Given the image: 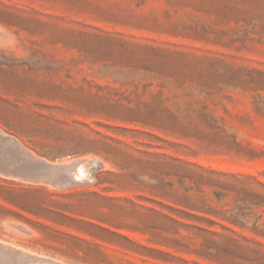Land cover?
Returning a JSON list of instances; mask_svg holds the SVG:
<instances>
[{"label": "rangeland", "instance_id": "374dc122", "mask_svg": "<svg viewBox=\"0 0 264 264\" xmlns=\"http://www.w3.org/2000/svg\"><path fill=\"white\" fill-rule=\"evenodd\" d=\"M0 264H264V0H0Z\"/></svg>", "mask_w": 264, "mask_h": 264}]
</instances>
